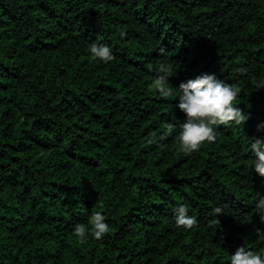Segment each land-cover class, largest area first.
<instances>
[{
  "label": "trees",
  "instance_id": "1",
  "mask_svg": "<svg viewBox=\"0 0 264 264\" xmlns=\"http://www.w3.org/2000/svg\"><path fill=\"white\" fill-rule=\"evenodd\" d=\"M92 44L115 59L93 60ZM204 74L239 88L248 119L186 155L179 86ZM157 77L170 96L151 87ZM259 125L264 0H0V264H230L241 247L264 257ZM182 205L190 230L176 226ZM94 212L110 231L81 244L75 226Z\"/></svg>",
  "mask_w": 264,
  "mask_h": 264
},
{
  "label": "clouds",
  "instance_id": "2",
  "mask_svg": "<svg viewBox=\"0 0 264 264\" xmlns=\"http://www.w3.org/2000/svg\"><path fill=\"white\" fill-rule=\"evenodd\" d=\"M90 53L93 60H99L105 64L115 59L111 49L104 45L92 44ZM159 71L164 73L168 69L161 65ZM167 83L164 77H157L153 80L151 87L158 90L161 96L168 97L171 95V89L166 86ZM179 90L182 94L179 97L178 108L186 117L178 136L179 150L186 155L199 151L205 144L214 143L217 139L215 129L218 126H227L230 123L238 126L244 125L248 119L235 106L239 88L218 80L214 75L204 74L194 80L182 82ZM165 128L167 133L173 131L172 124H167ZM259 129H264V125H259ZM251 151L256 157L252 162L255 171L260 177H264V140L256 139L251 143ZM256 210L264 224V198L257 202ZM213 214L216 217L222 215V208H214ZM175 220L177 227L187 230L197 224L196 219L188 215L186 205L176 209ZM89 224L90 228L83 224L75 226L73 235L79 239L81 244L86 242V234L89 232L99 241L110 231L105 217L100 212H94L90 216ZM256 232L257 235L264 234L262 229H257ZM230 264H264V257L241 247L231 255Z\"/></svg>",
  "mask_w": 264,
  "mask_h": 264
}]
</instances>
